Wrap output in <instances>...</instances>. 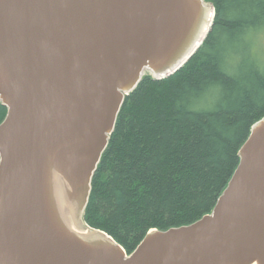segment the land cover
<instances>
[{"label":"water","instance_id":"water-1","mask_svg":"<svg viewBox=\"0 0 264 264\" xmlns=\"http://www.w3.org/2000/svg\"><path fill=\"white\" fill-rule=\"evenodd\" d=\"M215 17L207 0H0V264H264V117L197 222L129 255L84 220L125 99L181 70Z\"/></svg>","mask_w":264,"mask_h":264},{"label":"trees","instance_id":"trees-1","mask_svg":"<svg viewBox=\"0 0 264 264\" xmlns=\"http://www.w3.org/2000/svg\"><path fill=\"white\" fill-rule=\"evenodd\" d=\"M207 2L216 17L202 47L174 75L144 77L125 99L93 178L84 220L129 255L149 231L190 225L214 210L264 117V70L244 71L262 43L254 26L264 21V0ZM236 12L240 19L228 18ZM221 88L224 101L212 108ZM7 112L0 103V124Z\"/></svg>","mask_w":264,"mask_h":264},{"label":"clouds","instance_id":"clouds-1","mask_svg":"<svg viewBox=\"0 0 264 264\" xmlns=\"http://www.w3.org/2000/svg\"><path fill=\"white\" fill-rule=\"evenodd\" d=\"M229 19H240L241 14L239 12L234 13L233 15L228 17ZM244 19H247V16L243 17ZM245 30L249 27H253V25H244L243 26ZM257 30V32L264 36V21L256 24L254 26ZM228 39V33H225L223 37H221L220 42L218 44V48L222 49L224 44L227 42ZM256 67H259L260 69L264 70V43H261L257 46V49L253 55L252 60L249 62L248 66L244 69V71H253ZM262 74H264V71H262ZM224 101V93L221 88V91L219 94L215 97V99L212 102V108H215L216 106L222 104ZM183 101H178L179 103H182Z\"/></svg>","mask_w":264,"mask_h":264},{"label":"rangeland","instance_id":"rangeland-1","mask_svg":"<svg viewBox=\"0 0 264 264\" xmlns=\"http://www.w3.org/2000/svg\"><path fill=\"white\" fill-rule=\"evenodd\" d=\"M261 39H262V43H264V36H262Z\"/></svg>","mask_w":264,"mask_h":264}]
</instances>
